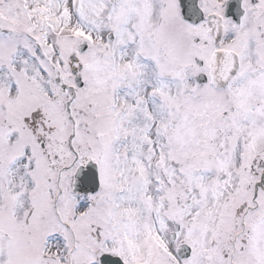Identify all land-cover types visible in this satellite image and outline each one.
Listing matches in <instances>:
<instances>
[{
  "label": "snow or ice",
  "instance_id": "snow-or-ice-1",
  "mask_svg": "<svg viewBox=\"0 0 264 264\" xmlns=\"http://www.w3.org/2000/svg\"><path fill=\"white\" fill-rule=\"evenodd\" d=\"M0 264H264V0H0Z\"/></svg>",
  "mask_w": 264,
  "mask_h": 264
}]
</instances>
